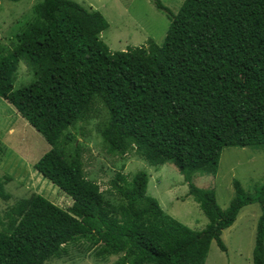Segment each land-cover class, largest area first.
<instances>
[{
	"label": "trees",
	"instance_id": "obj_1",
	"mask_svg": "<svg viewBox=\"0 0 264 264\" xmlns=\"http://www.w3.org/2000/svg\"><path fill=\"white\" fill-rule=\"evenodd\" d=\"M153 1L170 19L162 44L111 50L100 36L107 19L75 0L37 2L0 42V96L51 145L35 167L73 199L65 209L33 193L12 206L0 218V264H44L79 241L97 259L118 255L114 264H205L212 241L226 251L223 231L254 202L253 262L264 264V184L254 195L235 180L222 208L193 181L217 174L226 147H264V0H184L177 13ZM20 62L33 78L17 86ZM99 106L105 150L174 163L208 218L203 229L165 212L145 170L116 173L117 203L88 179L70 129Z\"/></svg>",
	"mask_w": 264,
	"mask_h": 264
},
{
	"label": "rangeland",
	"instance_id": "obj_2",
	"mask_svg": "<svg viewBox=\"0 0 264 264\" xmlns=\"http://www.w3.org/2000/svg\"><path fill=\"white\" fill-rule=\"evenodd\" d=\"M41 0H0V42L9 44L18 22L28 20L33 6ZM89 10H98L109 22L101 38L111 50H127L137 46H148L149 39L162 44L170 26L167 13L158 9L153 0H75ZM177 13L184 0H161ZM33 78L31 70L20 62L16 85L26 84ZM105 113L95 111L86 121L71 128L85 148V171L88 179L98 182L106 198L119 201L118 194L111 191V180L118 171L131 178L139 170L149 174L148 194L156 197L161 207L182 223L193 229H203L208 223L198 202L189 195V184L174 163L154 167L142 156L129 152L123 156L110 154L98 125ZM83 132V134L81 133ZM51 148L45 137L22 117L17 108L0 96V218L20 199L33 193L42 194L55 204L67 209L73 199L57 185L45 178L35 163ZM87 150V151H86ZM241 182L244 189L256 194L264 184V147L224 148L218 172L215 175L199 174L194 183L212 192L222 208H227L234 197V181ZM262 213L261 206L254 202L243 207L235 223L225 229L222 239L227 247L223 251L212 241L205 264H254L253 252L257 222ZM81 243V244H80ZM82 245V246H81ZM69 245V252L60 259L44 264H114L118 255L107 259L96 258L93 250L84 252L83 242Z\"/></svg>",
	"mask_w": 264,
	"mask_h": 264
}]
</instances>
